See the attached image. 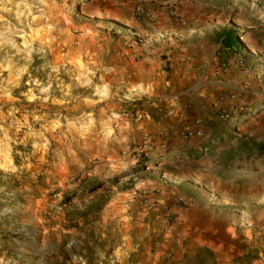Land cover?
I'll use <instances>...</instances> for the list:
<instances>
[{"label": "rangeland", "instance_id": "374dc122", "mask_svg": "<svg viewBox=\"0 0 264 264\" xmlns=\"http://www.w3.org/2000/svg\"><path fill=\"white\" fill-rule=\"evenodd\" d=\"M148 1L0 0V264H264V148L229 158L264 141V0L210 2L261 31L205 91L139 73L134 7L185 0Z\"/></svg>", "mask_w": 264, "mask_h": 264}, {"label": "crops", "instance_id": "0c3cea01", "mask_svg": "<svg viewBox=\"0 0 264 264\" xmlns=\"http://www.w3.org/2000/svg\"><path fill=\"white\" fill-rule=\"evenodd\" d=\"M138 1L141 0H133L135 3ZM144 1L146 5L149 2L148 0ZM206 1L209 4H204L203 0H193L194 4L187 0L182 2L179 13L189 25H180L167 17L163 11L164 7H161L153 12L154 21L151 25L146 26L145 29L139 27L134 29V32L141 39L144 52L143 59L136 63L139 73L160 72L161 76L168 73L167 84L174 87L187 86L196 77V86L194 87L203 88L204 91L211 87L214 88L213 84L218 85L216 89L226 86L224 82L208 79L211 73L212 60L221 48L222 31L226 29L235 31L238 37V29L243 26H249L256 32L261 30L257 25L240 23L239 15L211 5L210 2L214 0ZM156 3L162 4V2ZM189 20H191L190 23ZM240 42L243 48L242 53L250 54L255 51V47L248 40ZM167 64L170 69L165 72L162 67ZM234 66L232 64L231 68ZM230 76L228 75L224 79ZM231 82L235 81L232 80ZM229 87L237 88L234 85H229ZM192 88L193 86H188L181 93ZM174 105L178 106V104Z\"/></svg>", "mask_w": 264, "mask_h": 264}, {"label": "trees", "instance_id": "16d2710c", "mask_svg": "<svg viewBox=\"0 0 264 264\" xmlns=\"http://www.w3.org/2000/svg\"><path fill=\"white\" fill-rule=\"evenodd\" d=\"M221 48L218 54L223 55H237L241 54L243 51L242 43L238 40L237 33L232 30H223L221 33ZM224 125L218 122H211L209 129H211L212 143L214 140L219 142L222 140V135ZM235 139V138H234ZM210 143V144H212ZM264 148V141H255L248 139L246 137H241L238 139V143L234 151L229 153V158H234L235 156L248 155L252 152H256L257 149ZM103 204H101L96 210H99ZM259 256V250L257 248H251L245 251L242 255L236 257L232 264H252V260L257 259ZM189 264H216L213 254L211 251L205 248L197 249L193 257H185ZM192 260V261H191ZM191 262V263H190Z\"/></svg>", "mask_w": 264, "mask_h": 264}, {"label": "built area", "instance_id": "2783aa9c", "mask_svg": "<svg viewBox=\"0 0 264 264\" xmlns=\"http://www.w3.org/2000/svg\"><path fill=\"white\" fill-rule=\"evenodd\" d=\"M133 14L135 16V18L137 20L140 21H149L150 19H152V12L150 11V9L146 8L143 4H137L134 9H133ZM168 16L170 18H172L173 20H175L177 23H179L180 25H186V20L182 19L179 10L177 8H171V10L168 12ZM132 36H137L136 32H131ZM129 42V41H128ZM128 42H126L125 44L127 45ZM232 63L237 66V67H242L243 65V60L242 58L237 54V55H233V59H232ZM216 64L214 66L213 69V75L216 77H221L223 76V74H225L231 64V60H221V59H217L216 58ZM228 116L227 115H221L220 118L221 119H226ZM202 132L201 130H199L196 133V136H201Z\"/></svg>", "mask_w": 264, "mask_h": 264}]
</instances>
